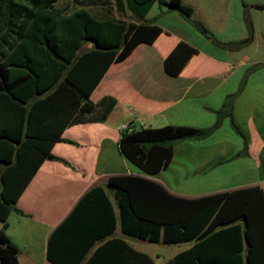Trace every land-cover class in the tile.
Listing matches in <instances>:
<instances>
[{
  "label": "crops",
  "instance_id": "1",
  "mask_svg": "<svg viewBox=\"0 0 264 264\" xmlns=\"http://www.w3.org/2000/svg\"><path fill=\"white\" fill-rule=\"evenodd\" d=\"M109 1L114 18L140 23L123 0L120 11ZM181 1L191 7L192 18L223 43L246 36L245 11L251 40L237 48L218 44L176 11L152 3L142 16L144 22L129 35L128 54L109 64L89 94L92 102L114 97L111 111L102 121L65 126L61 137L72 142L55 141L50 151L67 164L44 159L17 196L15 207L22 214L10 211L4 231L17 248L19 264H51L46 258L49 240L53 244L60 238L66 241L60 252L66 254L78 252L82 242L92 243L84 246L80 264L113 238L147 254L155 264L189 246L167 247L121 232L107 182L113 175L139 174L118 149L126 123L135 129L166 124L207 127L218 119L207 137L175 142L166 167L151 178L187 198L255 185L264 193V8L252 6L264 0ZM179 42L183 51L165 68L163 60ZM226 105L229 113L219 117L217 111ZM163 171L168 173L163 176ZM110 225L112 232L104 234ZM112 244L113 254L124 256V248Z\"/></svg>",
  "mask_w": 264,
  "mask_h": 264
},
{
  "label": "trees",
  "instance_id": "2",
  "mask_svg": "<svg viewBox=\"0 0 264 264\" xmlns=\"http://www.w3.org/2000/svg\"><path fill=\"white\" fill-rule=\"evenodd\" d=\"M56 1L0 0V264H19L17 248L4 231L10 211L22 214L15 207L17 196L44 159L67 164L50 151L55 141L72 142L61 137L65 126L102 121L111 111L114 97L106 95L92 102L89 94L109 64L128 54L129 35L144 22L142 16L152 3L176 11L218 44L237 48L252 37L245 11L246 36L223 43L192 18L191 7L181 0H123L139 24L114 18L109 0H72L79 6L68 12L56 6ZM113 2L120 11V0ZM91 5L101 6L106 13L93 14L88 9ZM252 6L262 9L264 2ZM88 42L90 47H82ZM183 49L184 44L177 43L163 60L164 67ZM228 109L226 105L218 110V116L227 115ZM127 125L129 129H121L118 149L139 174H117L107 182L113 189L121 232L152 243L189 244L162 264H264V193L260 187L187 198L168 192L151 178L166 167L175 142L207 137L218 119L207 127L166 124L135 129ZM110 226L104 234L112 232ZM61 227L62 223L57 231ZM112 243L124 248V256L113 254ZM62 244L66 241L61 238L53 244L49 240L46 258L51 264H80L81 254L92 243L82 242L78 252L67 254L60 252ZM82 264L155 263L113 238Z\"/></svg>",
  "mask_w": 264,
  "mask_h": 264
},
{
  "label": "rangeland",
  "instance_id": "3",
  "mask_svg": "<svg viewBox=\"0 0 264 264\" xmlns=\"http://www.w3.org/2000/svg\"><path fill=\"white\" fill-rule=\"evenodd\" d=\"M55 5L62 7L67 12L71 11L73 8L76 7V4L72 0H57ZM88 9L90 10V12H92L93 14H95L97 16H102L103 15V13L101 11H99V9L96 8V6H92V5L88 6ZM167 173L168 172L163 171L162 175L165 176ZM167 247H169V245H167Z\"/></svg>",
  "mask_w": 264,
  "mask_h": 264
},
{
  "label": "built area",
  "instance_id": "4",
  "mask_svg": "<svg viewBox=\"0 0 264 264\" xmlns=\"http://www.w3.org/2000/svg\"><path fill=\"white\" fill-rule=\"evenodd\" d=\"M121 129H129V126L127 125V123H126V124H123V125L121 126Z\"/></svg>",
  "mask_w": 264,
  "mask_h": 264
},
{
  "label": "water",
  "instance_id": "5",
  "mask_svg": "<svg viewBox=\"0 0 264 264\" xmlns=\"http://www.w3.org/2000/svg\"><path fill=\"white\" fill-rule=\"evenodd\" d=\"M92 44H91V42H88V47H90Z\"/></svg>",
  "mask_w": 264,
  "mask_h": 264
}]
</instances>
